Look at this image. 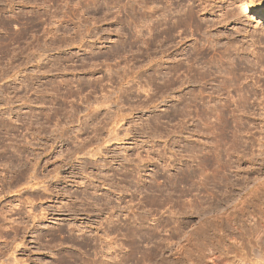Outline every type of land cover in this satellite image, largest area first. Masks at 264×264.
<instances>
[{"label": "rangeland", "instance_id": "rangeland-1", "mask_svg": "<svg viewBox=\"0 0 264 264\" xmlns=\"http://www.w3.org/2000/svg\"><path fill=\"white\" fill-rule=\"evenodd\" d=\"M136 187L145 264H264V0H0V264L86 261L79 199Z\"/></svg>", "mask_w": 264, "mask_h": 264}, {"label": "bare ground", "instance_id": "bare-ground-1", "mask_svg": "<svg viewBox=\"0 0 264 264\" xmlns=\"http://www.w3.org/2000/svg\"><path fill=\"white\" fill-rule=\"evenodd\" d=\"M171 183L172 184H170V185L173 188V189L172 188L171 189L176 192L180 183L178 184V181H174ZM182 183H184V182H182ZM114 185L115 184H113V186H112L110 184L111 187H114ZM156 185L155 186L151 185V187H149V188L152 189L153 192L163 193L161 188L159 186H156ZM90 187L94 188L95 186H93V187L90 186ZM142 187H145V184ZM142 187H139V188L136 187L137 189L134 192L133 191L131 192V194H130L131 199L129 201H127L125 199L126 198V197H124L125 194L123 196H119V195L117 196L115 193L114 194H115L116 199H112L110 197L111 195L108 197L105 196L106 198L103 199V201L100 199L99 200L94 199L95 201L93 200L92 202H90L91 200L89 201L88 198H91V197H88V198L85 197L83 199H79V200H82L84 202L82 203V206H81L82 209L80 208L81 211H79V212L74 211L76 213L75 219L77 221V220H79V218L81 216L80 219L88 221V222L85 226H83V228H80V229L78 228L79 226H77V228L73 229L72 223L69 222L68 225L71 224V227L67 226V228H66V231L68 233V235H67L68 243H72V241H73L72 232H75V230L82 231L83 236H85V237H83L85 239H83L82 242H84V240H85V242L83 244L82 243L80 244L77 241V244L81 245L82 247L84 246L83 249L85 248L86 251H88L90 253L93 252L94 256L87 259L86 261H82L81 263H78L79 261L74 262L73 261L74 257H72L73 259H71L70 256H67V258H66L67 264H98V259L96 258V257H98V255H101V257H99V259H102L103 257L106 259V260L102 259L104 261V264H145V262H147L148 260H151V257L153 255H156L162 249V244H163L164 240L160 239L158 237L157 233H158L159 229L157 230L156 229L157 227L155 229L153 228L154 230L150 227L148 230L151 233L150 234V237H152L151 242L154 243V245H152V247H150V249H148V251H149L148 253L145 252L144 250H142V246H141L142 241H140L141 238L139 239V237H138L139 233L137 234V232H136L135 234L134 233L130 234V231L128 233L122 232L123 226L124 227L127 226V230H130V229H128V227H130L132 225V224H130L131 223L130 220H131V218L133 219L135 217V215L140 214L139 211L145 212L144 210L149 206H150V208H147L148 211H152L154 206H157L156 209H158L159 207L161 208L162 204L164 205V201H162V203L160 204V203H158L157 199L154 197L148 198L144 195V197L139 198L138 195L142 194V192L140 191V190H142ZM149 188L147 189V187H146L147 190H149ZM183 189H184V187H183ZM181 193L183 196V194H184L183 190ZM158 195L160 196L159 193H158ZM155 196L157 197L156 194H155ZM135 199L138 200V203L131 204L134 202ZM165 205H166V203H165ZM167 205H168V203H167ZM187 207L190 208L191 204L189 206H185V208L183 210L187 209ZM94 208H96V211H94ZM160 208L158 211H160ZM194 208H196V207H194ZM154 209H155V207H154ZM69 210L72 212V209H69ZM168 210H170V209H168ZM151 213H154V211H152ZM147 217H144V216L141 218L139 217L140 222H141L140 225L144 224V223H142V221L143 222H144V220L146 221ZM136 218H134V219H136ZM161 218H163V217H161ZM122 220L125 221L123 224L121 223ZM138 221H139V219H138ZM161 223L163 224V226H166V227L169 226L168 232H170V235L168 237L175 239L174 236H175L176 232H178L179 229H181L180 227L182 226V224L184 222L182 223V221L177 220L173 224L169 223L168 221H165V222L162 221ZM141 231L144 233V227L140 228L139 232H141ZM148 231H147V233H148ZM79 236H80V234H79ZM119 236H122L123 239H121V237L119 238ZM174 239H173V241H174ZM120 241H121V243H120ZM75 242H76V240H75ZM124 249L126 250V255L123 256L122 258L120 257L121 259L118 261V258L120 255V254H118V252L121 253Z\"/></svg>", "mask_w": 264, "mask_h": 264}]
</instances>
